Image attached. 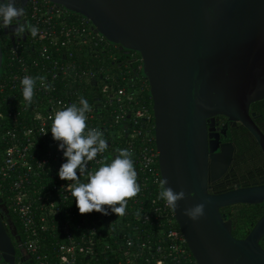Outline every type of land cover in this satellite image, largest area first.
Masks as SVG:
<instances>
[{
	"label": "water",
	"instance_id": "obj_1",
	"mask_svg": "<svg viewBox=\"0 0 264 264\" xmlns=\"http://www.w3.org/2000/svg\"><path fill=\"white\" fill-rule=\"evenodd\" d=\"M89 21L119 49L139 55L151 98L157 168L166 187L183 191L171 208L196 264H264V212L243 238L220 209L264 202V181L209 192L232 160L233 145L213 151L207 120L224 116L254 138L264 135L248 108L264 98V0H46ZM4 52L0 42V74ZM253 115V114H252ZM227 138L226 131H221ZM203 205V215L184 212ZM14 234L11 233V235ZM15 248L0 218V261L15 264Z\"/></svg>",
	"mask_w": 264,
	"mask_h": 264
},
{
	"label": "built area",
	"instance_id": "obj_2",
	"mask_svg": "<svg viewBox=\"0 0 264 264\" xmlns=\"http://www.w3.org/2000/svg\"><path fill=\"white\" fill-rule=\"evenodd\" d=\"M27 10L20 17L23 23L35 26L37 35L33 37L29 33V40L26 43H14L4 45L3 52L9 60L8 65L17 62L19 73H14L8 79L12 82H19L24 76L42 77L43 83L39 79L36 80L33 89L32 101H37L33 109L35 112L32 116V125L23 126L17 119V115L12 114L9 118L14 126L21 128L20 134L15 131H6L2 137H6L9 141L5 149L1 152L0 157V178L2 180L11 178L9 182L10 194L7 197L9 208L16 212L25 226L30 232L29 238L23 242L25 250L37 253L36 259L38 264H89V260L108 252L111 259H116V264H166V259L170 257L171 264H196L193 257L191 258L189 250L183 240V237L177 227L174 214L171 208L167 207L163 200L159 204H155L151 200L150 208L143 215V222L147 225H159L157 231V243L152 246L150 236L148 234L150 226L140 227L134 225L132 237H126L123 233L125 245H129L128 249L121 251L122 246H116L117 240L112 236L113 231L126 232L125 227L131 228L127 222L124 228H121L119 222H112L115 230L105 229V221L100 222V218L91 219L87 213L79 214L72 198V190L74 181L66 180L63 183L58 176V183L53 189L60 193L63 201L67 202L66 207V223L58 226L54 222L48 223V217L39 216V223L35 219L37 204L43 200L41 193L50 196L52 189L39 187L31 189V184L40 176L41 170L46 167L49 158L57 162L60 166L64 162L61 151L57 150V142L52 139L53 153L46 152L38 160L34 161L29 156L31 151H35L38 147L36 138L50 133V127L55 112L71 104V92L74 83H83L88 85V79L95 75L86 65L82 67L77 64L76 60L88 57L89 53L99 56L104 52L106 45L103 37L95 34L90 23L81 17L70 16L63 8L57 4L50 3L46 0H25ZM101 53V54H102ZM34 56L33 60L27 62V59ZM108 57L115 60L112 52L108 53ZM137 66L140 69V59ZM85 64V63H84ZM102 68L98 69V72ZM114 75H110V80L114 79ZM131 78H128L130 80ZM2 82L5 83V80ZM133 82L129 83V86ZM60 84L61 87L57 85ZM20 89V85L16 86ZM2 90L0 86V91ZM21 90V89H20ZM59 91V93H58ZM100 92L104 97L101 109L104 112V104L114 105L119 111L115 115L114 120L119 117L123 118L127 113L133 112L134 117H142L149 120V116L140 108L132 109L130 101L134 100L128 89L119 87L113 89L109 84H103ZM75 104L78 105L82 91L77 89ZM80 94V96H78ZM73 104V103H72ZM25 110L22 111V113ZM94 109L90 106L86 113V125L88 120L93 117ZM100 117L103 114L99 115ZM0 117H3L0 115ZM8 118V117H7ZM23 129V130H22ZM134 133V132H132ZM133 137L134 134H131ZM144 145L139 150L140 159L144 169L154 176V186L160 191L157 164V153L154 147L153 137L149 136V132L144 133ZM37 156V155H36ZM99 161L95 158L93 161ZM156 163V164H155ZM90 162H88L86 171L79 173L82 175V183L86 182V177L91 172ZM34 178V179H31ZM153 185L148 177H141V185ZM1 186V183H0ZM142 189V188H141ZM57 205L54 201H50L43 209L53 214L57 211ZM136 218V217H135ZM154 220V221H151ZM164 221H161L163 220ZM70 222L73 225L70 227ZM150 222V223H149ZM111 224V222L107 221ZM168 225L165 228L164 225ZM104 226V227H103ZM49 228L52 232H59L52 235V239L59 234L60 239L57 241V248L51 254L42 255L38 253V238H31L38 233V230ZM77 232V237L74 236ZM104 232L106 236L104 235ZM107 237H109V240ZM192 256V255H191ZM168 264V263H167Z\"/></svg>",
	"mask_w": 264,
	"mask_h": 264
},
{
	"label": "trees",
	"instance_id": "obj_3",
	"mask_svg": "<svg viewBox=\"0 0 264 264\" xmlns=\"http://www.w3.org/2000/svg\"><path fill=\"white\" fill-rule=\"evenodd\" d=\"M25 0H17V6L22 7L27 10L26 5L24 3ZM60 6V5H58ZM61 7V6H60ZM63 8V7H61ZM65 10V9H64ZM66 11V10H65ZM72 17H81L79 15L70 13L66 11ZM82 18V17H81ZM84 19V18H83ZM86 20V19H85ZM23 23V20L20 19ZM88 21V20H87ZM89 22V21H88ZM3 29H0L2 31ZM98 36L102 37L98 33L95 32ZM30 36L27 31H25L22 36H15L12 39L10 36L5 35L0 37V42L2 49H4V45L14 44V43H26L29 40ZM104 43L107 46L105 51L99 56H96L94 53H89L88 57L80 58L76 60L77 64L85 67V65L95 72V75L88 79V85L83 86V83H74L71 92L70 102L75 103L76 94L74 91L77 89L78 91H82L81 97L88 101L89 106H91L93 111V117L88 120L87 127L95 128L102 132L104 139L108 144V148L104 153L98 154L96 159L99 158V161H89L90 162V170L94 171L97 167L100 166V162L104 161L105 163L109 162L115 155L117 149H129L132 152V160L134 170L136 172L137 183L140 186V191L132 198L127 200L125 211L122 216L115 215L114 213H109L108 215H102L98 212L87 213L91 219L100 218V222L105 221L104 226H114L112 222H119L121 228H124L125 224L129 222V227H125L126 232H119L120 235L118 237L117 231H113L112 236L116 239L117 245H121V251L128 249L130 246L125 245L124 241L126 240L123 237V233L126 234V237H132V233H128L130 230H133V226L137 225L140 227V223L142 227H147L148 223L143 222L144 213L150 208L151 200H153L154 205L159 204L160 198H158L159 191L156 189V185L154 186V176L150 174V172L144 169L141 163L139 150L144 145V133L146 131L149 132V136L153 137L152 130V111H151V98L148 94V85L147 81L143 78L140 73V69H138L139 61L135 60V58H139V55L133 51H126L123 49H119L118 45L107 42L104 38ZM112 52L115 55V60H112L108 57V53ZM34 56H31L27 59V62L32 61ZM9 60L6 58L4 54V60L2 64V70L0 74V86L2 90L0 91V157L1 152L5 149L8 144V140L2 135L6 131H15L17 134H20L21 128L14 126L11 123L10 119L12 114L17 115L20 112L19 117L17 118L19 122L23 126L32 125V116L35 112L33 109L34 105L37 101H31V103H26L22 96L21 90L16 86H19V82H12L8 79L14 73H19V66L17 62H12L8 65ZM85 63V64H84ZM102 68V71L98 72V69ZM110 75H114V79L110 80L108 77ZM128 78H131L128 80ZM5 80V83L2 82ZM133 82L130 86L129 83ZM103 84H109L113 89L124 87L129 90L130 94L134 96V100L130 101L132 109L135 110L140 108L144 111L146 115L150 118L149 120H145L142 117H134L133 112L127 113L123 116V118L119 117L117 121L114 120L115 115L119 113L116 110V107L112 104L109 105L107 103L104 104V112H102L101 104L104 100L103 95L100 92V88ZM61 87L60 84L57 85ZM59 93V91H58ZM80 96V94L78 95ZM25 110L23 113L22 111ZM103 114V116H99ZM8 117V118H7ZM23 130V129H22ZM134 132V133H132ZM131 134H134L132 137ZM227 134V133H226ZM228 136V135H227ZM38 147L35 151H31L29 156L32 157L33 163L42 157L47 151L51 154L53 153L54 148L52 147V138L51 134L48 132L44 136H38L36 138ZM154 144V143H152ZM37 155V156H36ZM156 164V163H155ZM157 167V164H156ZM59 165L57 162L53 161L49 158V162L43 170L40 172V176L31 184V189H37L39 187L52 189L50 196H45L42 192L43 200H40L37 204L35 219L37 223H39V216L44 215L48 217V223L54 222L58 226H62L66 223V207L67 202L63 201L60 193L53 189L54 186L58 183L57 178V170ZM148 177V180L152 181L153 185L150 183L146 186L141 185V177ZM82 175H78L79 181L82 183L81 179ZM34 179V178H31ZM87 179V177H86ZM11 178H6L2 180L0 178V213L3 214V217L0 216L2 223L8 234H10V239L15 248V264H38V260L36 259L37 253H34L29 250H25L23 248V242L29 238L30 232L26 230L25 226L21 223V220L18 214L9 208V201L7 200L8 195L10 194L9 190V182ZM63 183H66V180H63ZM142 188V189H141ZM50 201H54L57 205V211L53 214L48 213L43 209V206L47 205ZM107 207V206H105ZM220 211L225 214L232 221L231 233L235 238H243L246 233L249 231L254 222L263 214L264 212V202L260 204H235L231 206H227L221 208ZM136 217V218H135ZM107 221L111 222V224L107 223ZM151 221H154L151 219ZM161 221H164L161 220ZM150 223V222H149ZM73 225L70 222V227ZM127 225V224H126ZM103 226V227H104ZM165 228H168V225H164ZM107 229L106 227H104ZM141 228V227H140ZM110 230H115V227H110ZM109 229H107L109 231ZM159 229V225H152L149 228V236L151 240L152 246L157 243V231ZM11 235V233H13ZM59 232L56 230L52 232L49 228L44 230L39 229L38 233L32 236L31 238H38L39 248L38 253L42 255L48 256L53 251L55 252L57 246V241L60 239L59 234H57L56 239H52V235ZM104 232V235L106 236ZM74 236L77 237V232L74 231ZM109 239V237H107ZM111 240V239H109ZM119 244V245H118ZM260 246L264 249V236L259 241ZM131 248V247H130ZM190 254V253H189ZM192 258V256L190 255ZM166 264H171L170 257L166 259ZM116 259H111L110 254L108 252H103L102 254L92 258L89 260V264H116Z\"/></svg>",
	"mask_w": 264,
	"mask_h": 264
},
{
	"label": "clouds",
	"instance_id": "obj_4",
	"mask_svg": "<svg viewBox=\"0 0 264 264\" xmlns=\"http://www.w3.org/2000/svg\"><path fill=\"white\" fill-rule=\"evenodd\" d=\"M23 15L24 9L17 6V0H0V29H5L15 22L14 35L22 36L27 30L35 37L37 28L26 22L22 23L20 17ZM37 79L43 83L42 77L24 76L19 80L21 96L26 103H31L33 99ZM89 107L88 101L81 97L78 105L70 104L55 112L53 116L49 131L51 138L57 142V150L61 151L64 158L57 175L61 180L75 182L72 198L79 214L95 211L102 215L114 213L122 216L127 200L140 191L133 166V154L129 149L115 150L116 155L107 163L101 161L100 166L88 174L86 182L81 183L78 179L79 173L86 171L88 162L108 148L102 132L86 125ZM166 183L165 178L159 180L158 198L163 200L167 207L175 209L176 202L184 198V192H174L165 186ZM184 215L196 220L203 215V205L196 204L186 209Z\"/></svg>",
	"mask_w": 264,
	"mask_h": 264
},
{
	"label": "flooded vegetation",
	"instance_id": "obj_5",
	"mask_svg": "<svg viewBox=\"0 0 264 264\" xmlns=\"http://www.w3.org/2000/svg\"><path fill=\"white\" fill-rule=\"evenodd\" d=\"M14 27L15 23L0 31V37L8 35L14 39L16 36L13 32ZM248 113L264 135V98L252 102L249 105ZM207 128V140L214 148L213 151H217L218 145L224 141H230L233 145L230 165L218 180L208 183L209 192H220L237 185H258L264 181V156L246 128L238 123L233 125L224 116H214L208 119ZM221 131H226L227 138H223ZM0 216L3 217V214L0 213ZM0 264L6 263L0 261Z\"/></svg>",
	"mask_w": 264,
	"mask_h": 264
},
{
	"label": "rangeland",
	"instance_id": "obj_6",
	"mask_svg": "<svg viewBox=\"0 0 264 264\" xmlns=\"http://www.w3.org/2000/svg\"><path fill=\"white\" fill-rule=\"evenodd\" d=\"M15 23V22H14ZM106 228H107V226H106Z\"/></svg>",
	"mask_w": 264,
	"mask_h": 264
}]
</instances>
